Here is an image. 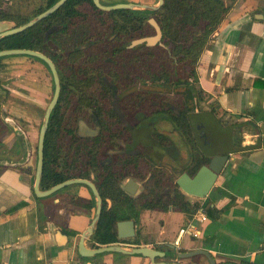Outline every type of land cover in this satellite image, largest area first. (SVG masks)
Instances as JSON below:
<instances>
[{"label": "crops", "instance_id": "1", "mask_svg": "<svg viewBox=\"0 0 264 264\" xmlns=\"http://www.w3.org/2000/svg\"><path fill=\"white\" fill-rule=\"evenodd\" d=\"M123 1L100 0L113 5ZM125 1L156 5V0ZM13 4L14 0H4L3 10ZM12 25L0 22V32ZM35 59L0 57V86L6 91L0 90V264H149L139 255L107 252L83 258L78 254L80 236L95 215V204L85 209L67 196L89 197L85 188L46 199L34 195L38 134L53 85L52 76ZM195 71V87L203 99L197 103L192 97L188 106L196 105L195 113L214 111L232 133L237 128L235 149L205 198L181 191L199 209L187 213L146 206L135 224L139 244H134V238L121 246L161 248L166 261L176 264H211L203 255L177 258L178 253L195 250L208 252L214 264H264V0L230 1ZM172 131L166 123L162 133L177 147L176 166V155L160 154L161 162L183 171L197 149L183 136L174 140ZM150 157L157 160L153 153ZM134 180L139 195L143 188ZM22 202L25 205L18 206ZM201 215L207 220L200 221ZM85 246L92 248L89 239Z\"/></svg>", "mask_w": 264, "mask_h": 264}, {"label": "trees", "instance_id": "2", "mask_svg": "<svg viewBox=\"0 0 264 264\" xmlns=\"http://www.w3.org/2000/svg\"><path fill=\"white\" fill-rule=\"evenodd\" d=\"M28 1L30 0H14L13 6L5 11L4 0H0V22H10L13 24L11 27L21 26L58 0H35L29 10L26 5ZM101 4L113 5L103 2ZM227 11L228 7L222 0H163V5L155 11L119 9L110 12L97 9L92 0H67L57 11L33 27L0 38V51L29 49L41 52L56 67L61 91L45 136L40 189L47 190L74 178L87 179L95 184L103 200V207L99 222L89 238L92 248L118 242L128 243L118 240L116 223L133 220L137 224L140 210L146 206L160 208L162 211L171 209L187 213L200 208L198 203L191 205L186 201L180 191L173 192L171 196L163 192L162 183L170 177L169 172L163 169H151L146 180L147 193L142 199H133L123 191L122 182L125 179H144L142 155L118 158L109 164L103 162L101 153L105 148L116 145V140L122 138L124 129L112 109H103L100 103L110 107L113 102V89L118 88L117 82L126 77L137 78L139 71L144 72L157 85L189 90L193 99L199 103L203 97L195 87V66ZM257 13L258 10L251 15L255 16ZM150 18L161 29L159 43L150 48L139 46L132 50L120 47V44L127 41L154 36V28L148 22ZM35 60L42 63L50 74L44 62ZM135 88L133 99L142 103L144 109L145 106L158 105L159 102L163 106L167 103L164 111L153 113L164 114L165 119L189 139L190 144L194 142L197 151L191 153L188 165L183 168L190 176L207 162L209 156L234 151L230 128L216 125L217 129L225 132L220 135L206 124V117L211 119L212 124L216 121L214 111L195 113L196 105L188 106L183 100L173 104L167 101L166 95L150 94ZM123 89L119 96L126 103L129 91L126 87ZM0 90H3L1 86ZM53 90L52 85L51 98ZM91 90H95L94 98ZM163 98L167 102L161 101ZM172 104L177 113L171 108ZM85 107L98 115L105 111L109 118H113L114 124L106 125L110 122L105 121L107 123L104 126L108 133L104 137L83 139L76 135L73 122L82 116ZM206 113L209 116H205ZM137 118H141V115L137 114ZM116 125L119 130L117 132ZM112 128L114 129L111 133ZM159 137L166 139L163 135ZM183 171L174 173L180 175ZM78 187L85 188L89 197L77 193H69L67 197L73 205L92 209L94 198L89 188L81 184L68 186L51 196ZM107 200L111 201L110 207ZM22 205L25 202L18 206ZM134 244H139L138 234Z\"/></svg>", "mask_w": 264, "mask_h": 264}, {"label": "water", "instance_id": "3", "mask_svg": "<svg viewBox=\"0 0 264 264\" xmlns=\"http://www.w3.org/2000/svg\"><path fill=\"white\" fill-rule=\"evenodd\" d=\"M66 1L67 0H58L54 5L48 8L46 11L40 13L39 15H37L27 23L18 27L13 26L9 29L1 31L0 38L21 33L33 27L38 22H40L41 20L45 19L46 17L50 16L52 13L57 11ZM92 1L97 9L104 12H110L119 9L155 11L158 10L163 5V0H157L156 5L154 6L137 5L133 3H117L111 6H106L101 4L100 0H92ZM148 22L154 28L155 31L154 36L135 39L130 42L129 46L126 47V49H131L136 46H144L150 48L155 46L157 43H159L162 37V32L159 25L153 18H150ZM11 55H25L41 60L47 65L53 80L54 90H53L52 98L50 99L46 107V110L44 112L43 121L40 126L39 134H38L37 162L35 169V179L33 184L34 195L37 198H46L63 188H66L74 184H81L89 188L94 198L95 215L88 228L80 236L77 246L78 254L83 258H90L98 254L112 252L123 255H139L144 258H147L149 264H176L175 262L166 261V251L162 250L161 248L155 249L145 246L124 248L121 246V242L111 245L99 246L97 248H87L85 246V242L93 235L94 229L99 222L103 207V200L101 199L97 187L93 182L87 179L74 178L58 183L47 190L40 189V182H41V177L43 172V162H44V141H45V136L49 125L51 113L55 105L57 104L60 95V91H61L60 79L53 61L48 56H46L41 52H37L29 49H11V50L0 51V57L11 56ZM179 92L185 97V102L187 105L193 104L191 93L188 90H179ZM205 116H209V115L206 113ZM204 119H206V124L209 127H211L214 132L220 135H223L225 133L223 132L224 130L217 129L216 125L219 127L223 126V124L218 119H216L214 124H212L213 122L211 121L210 118L208 119L206 117ZM80 123L81 122L77 124L75 128V133L76 135L82 137L83 135L80 133L79 130ZM237 130L238 129L235 128V132L234 131L233 133L231 132L233 149H235L233 140L237 137L236 135ZM228 154L229 153L209 156L207 162L202 166H200V168L195 172L193 176H190L187 172H183L182 174H180L175 179L174 182L175 185L179 188L180 191H182L184 194L188 196L198 199L205 198L209 194V192L214 188L218 176L222 173L225 165L227 164ZM138 187L139 184L133 178L127 179L126 182L122 184L123 191H125L128 195L132 197L136 196ZM107 204L109 207L111 206V202L109 200H107ZM116 232L119 241H128L130 239H134L137 233L135 222L133 220H124L117 222ZM169 248L172 250L174 249L172 245H170ZM198 255L206 256L210 261V263L214 264L211 255L203 250H195L187 253H178L177 258L179 259L193 258Z\"/></svg>", "mask_w": 264, "mask_h": 264}, {"label": "flooded vegetation", "instance_id": "4", "mask_svg": "<svg viewBox=\"0 0 264 264\" xmlns=\"http://www.w3.org/2000/svg\"><path fill=\"white\" fill-rule=\"evenodd\" d=\"M122 3H131V2L124 0ZM156 3H157V0H156ZM121 46H123V43L120 45V47ZM119 93L120 92L118 88L113 89V102L110 107L107 106L106 104L100 103L103 109L104 108L105 109L107 108V110L109 108L112 109V111L116 114V116L122 122L121 127L122 129H124L122 138L120 139L117 138L116 145L114 147L110 146V147L105 148L103 152L101 153V156L103 157V162L105 164H109L111 161L117 160L118 158H127V157H133L136 155H142L141 161L143 162L144 169H145L144 179L139 180V181L142 185L141 187L143 188V190L141 192L139 191V195H137V193H136V196H133V197L129 195L133 199L140 200L146 194L144 184L146 183V180L150 176L151 169L156 168V169L165 170V167H168V166H165L163 162H161L162 155L160 156V154H166L172 157L176 155L175 160L173 159L175 162V166H176V161H177V156H178L177 147L171 143L170 139L167 138L168 136L166 137V134L162 133L164 126L161 125V127L158 128V126H160V124L163 122L169 123L165 119L164 117L165 115L160 114V113H156V114L153 113L157 111L159 112L161 110L164 111L165 110L164 107H166L167 103L165 104V106H163V104H161L160 102L158 105L157 104H153V106L150 105L153 108L154 107L156 108L151 111L149 110V113L146 115V114H143V109H141L143 107L142 103H138L137 104L138 107L136 108V102L133 99L134 94H135L134 92L127 93L126 103L121 101ZM163 102L165 103L167 101L165 100ZM171 108H173V111L177 113V110L175 109L174 105L171 106ZM137 114L141 115V118H137ZM105 121L110 122L106 125H110L112 123L114 124L113 118H109L105 111L104 112L102 111L100 115H98L95 111L91 110L88 107L87 108L85 107L84 113L82 114L81 117L77 118V121H76V126L79 122H81L79 124V130L83 136L82 137L79 136V137L83 139L96 138L99 136L104 137L105 134L108 133V131L105 130L104 125L105 123H107ZM117 127L118 126L116 125L115 129ZM113 129L114 128L110 130L111 133L113 132ZM115 131L117 132L119 130L116 129ZM173 131L176 133V136H183V134L179 132L174 126H173ZM159 135L165 136L166 139H161ZM150 153H153L155 156H157L156 157L157 160L154 159V161L152 162ZM158 159H159V162H158ZM173 166H174L173 164L170 166L171 167V171L169 172L170 174H172L171 172L174 173L175 171H178L176 167L174 166L175 168H173ZM174 186L175 188H177V191H180L178 190L179 188L175 185V183H174ZM172 192L173 190L170 191L169 193L170 196Z\"/></svg>", "mask_w": 264, "mask_h": 264}, {"label": "rangeland", "instance_id": "5", "mask_svg": "<svg viewBox=\"0 0 264 264\" xmlns=\"http://www.w3.org/2000/svg\"><path fill=\"white\" fill-rule=\"evenodd\" d=\"M222 1H223L224 5L226 7H228V9H229L230 1H233V0H222ZM34 3H35V0L28 1L27 4H26L27 5V9L28 10L31 9L33 7ZM131 41H133V40H131ZM131 41H127V42H125L123 44V49L124 50H129V49H126V47L129 46ZM137 47H139V46L133 47V48H131V50L134 49V48H137ZM137 75H138L137 78L126 77L125 79L117 82V85H118L117 87L119 89V92L121 93L122 91H124L123 87H126V88H128L127 91H129L131 93H133V92L135 93L134 90L136 89L135 87H137V90L146 91V92H148L150 94L166 95L167 96V98H166L167 101H170L173 104H175L176 102H178L180 100H183L182 96L180 95L179 90H185L184 88L179 87V88L172 89V88H169V87H163V85L162 86L157 85V84L151 82L147 78V76H145L144 72H141V71H139V73ZM94 91L95 90H91L92 94H93ZM157 97H159V96H157ZM93 98H94V94H93ZM166 99H164V100H166ZM164 100H161V101H164ZM135 102L139 103L138 100H136ZM123 105H124V103H123ZM155 108L156 107L153 108L152 106L148 105V106H145V109L143 107L141 109H143V114L147 115L149 113V110L151 111V110H153ZM199 111H201V110H199ZM68 114L70 116V111L68 112ZM73 124H74V128H76V121H75V123L73 122ZM131 124H132V122H131ZM161 125L166 126V123H164V122L161 123L160 126H158V128L161 127ZM170 134H171V132H170ZM175 137H176V135L172 134V138H174V140L176 139ZM189 138H190V136H189ZM192 145H194V142H193ZM151 160H152V162L154 161V159H151ZM165 171L170 172L171 168L170 167H165ZM171 173L172 174L169 173L170 177L168 178V180L164 181L162 183V186H161L163 188V192L165 194H167V193L169 194L170 191H172V190H173V192H177V188H175L174 182H175V179L178 177V175L176 173H173V172H171ZM144 185H145L144 186L145 187V193H147V189H148L147 186L148 185H147V183H145ZM130 240L132 241L133 239H130Z\"/></svg>", "mask_w": 264, "mask_h": 264}, {"label": "built area", "instance_id": "6", "mask_svg": "<svg viewBox=\"0 0 264 264\" xmlns=\"http://www.w3.org/2000/svg\"><path fill=\"white\" fill-rule=\"evenodd\" d=\"M8 1V0H7ZM207 220V218L204 216V215H201V217H200V221H202V222H204V221H206ZM195 233H197V232H195Z\"/></svg>", "mask_w": 264, "mask_h": 264}]
</instances>
